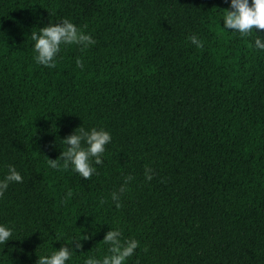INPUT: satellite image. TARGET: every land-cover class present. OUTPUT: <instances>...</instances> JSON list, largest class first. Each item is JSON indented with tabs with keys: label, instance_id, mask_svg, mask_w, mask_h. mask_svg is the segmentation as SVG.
<instances>
[{
	"label": "trees",
	"instance_id": "16d2710c",
	"mask_svg": "<svg viewBox=\"0 0 264 264\" xmlns=\"http://www.w3.org/2000/svg\"><path fill=\"white\" fill-rule=\"evenodd\" d=\"M227 9L230 0H0V179L9 165L23 177L0 197V224L13 229L0 264H36L83 235L92 238L66 264L103 259L117 228L140 242L125 264H264V30L225 29ZM63 19L96 44L61 46L55 68L38 64L31 33ZM80 126L112 137L90 180L49 165ZM129 175L117 208L111 194Z\"/></svg>",
	"mask_w": 264,
	"mask_h": 264
},
{
	"label": "clouds",
	"instance_id": "9594fccd",
	"mask_svg": "<svg viewBox=\"0 0 264 264\" xmlns=\"http://www.w3.org/2000/svg\"><path fill=\"white\" fill-rule=\"evenodd\" d=\"M224 28L230 31L238 32L242 37L250 36L254 30H264V0H230V9H227L223 16ZM87 27L86 25L84 26ZM31 39L35 41V60L38 64L48 68H55L57 56L61 51V46L75 45L83 52L91 45L96 44V40L82 28L77 27L69 19H63L61 22L49 23L39 28V34L35 31L31 33ZM197 48H203L204 44L195 34L187 38ZM255 47L264 50V41L257 37ZM76 65L83 70L84 62L81 57L76 58ZM110 132L104 128L93 127L86 130L83 126L76 128L73 134L66 136L62 141L67 146L61 151L56 159H49L50 167L65 170L72 167L85 180H90L97 169L94 165L103 163V155L106 151V145L111 143ZM63 164H60V161ZM155 173L150 167H145V179L151 181ZM134 177L131 175L125 177L124 184L112 192L111 198L117 208L121 207L120 196L126 191V186ZM23 177L16 170L15 166H8V173L3 179H0V197H3L5 191L11 183H22ZM72 192L69 190L68 196ZM104 200H101V204ZM13 229L4 224H0V244H5L12 239ZM90 235H83L80 240H73L71 245L65 243L54 251L51 255L39 256L36 264H66L73 255V249L82 248L81 240H88ZM103 242L109 245L108 255L103 259L89 257L85 259L84 264H125V261L132 257L139 247L140 242L134 238H123L120 229H111L103 237ZM74 244V247H73ZM144 251H147L145 247Z\"/></svg>",
	"mask_w": 264,
	"mask_h": 264
}]
</instances>
